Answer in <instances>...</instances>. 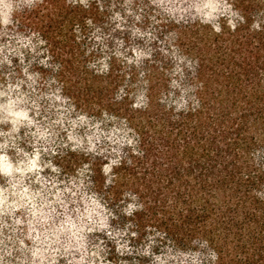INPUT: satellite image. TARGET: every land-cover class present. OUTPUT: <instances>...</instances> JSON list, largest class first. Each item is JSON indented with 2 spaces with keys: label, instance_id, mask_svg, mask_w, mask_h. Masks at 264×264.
<instances>
[{
  "label": "trees",
  "instance_id": "1",
  "mask_svg": "<svg viewBox=\"0 0 264 264\" xmlns=\"http://www.w3.org/2000/svg\"><path fill=\"white\" fill-rule=\"evenodd\" d=\"M0 264H264V0H0Z\"/></svg>",
  "mask_w": 264,
  "mask_h": 264
},
{
  "label": "clouds",
  "instance_id": "2",
  "mask_svg": "<svg viewBox=\"0 0 264 264\" xmlns=\"http://www.w3.org/2000/svg\"><path fill=\"white\" fill-rule=\"evenodd\" d=\"M207 6L211 7V5H207ZM4 7H5V9L7 10L8 5H5ZM6 20H7V11L5 12V21H6ZM217 31H219V29H217ZM4 167H5V170H7V168H8L7 163H5Z\"/></svg>",
  "mask_w": 264,
  "mask_h": 264
}]
</instances>
